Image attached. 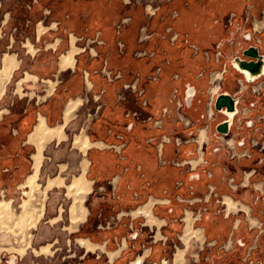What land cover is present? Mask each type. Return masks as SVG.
<instances>
[{"label": "crops", "instance_id": "0c3cea01", "mask_svg": "<svg viewBox=\"0 0 264 264\" xmlns=\"http://www.w3.org/2000/svg\"><path fill=\"white\" fill-rule=\"evenodd\" d=\"M121 6L75 1L66 21L72 43L58 58L52 86L18 97L0 115V162L13 158L20 167L31 159L28 185L48 147L72 135V147L82 151L74 144L81 137L87 148L74 179L90 182L89 192L104 203L129 208L144 200L149 212L135 216L156 229L154 238L152 203L193 195L212 211L196 264H264V75L248 83L230 64L251 45L264 55V0H170L132 23L117 21ZM17 66L15 56L5 58L0 97ZM26 81H17L20 90ZM221 93L240 98L227 135L217 131L228 119L215 109ZM216 197L246 211L219 212ZM126 246L124 239L120 250Z\"/></svg>", "mask_w": 264, "mask_h": 264}, {"label": "rangeland", "instance_id": "374dc122", "mask_svg": "<svg viewBox=\"0 0 264 264\" xmlns=\"http://www.w3.org/2000/svg\"><path fill=\"white\" fill-rule=\"evenodd\" d=\"M75 1L0 0V69L7 56L18 61L0 97V115L18 97L41 96L52 86L58 58L72 43L66 21ZM121 1L117 21L132 23L170 0ZM22 78L27 81L20 90L17 81ZM83 157L82 151L72 147V135L62 145L48 147L34 189L26 185L34 172L31 159L22 161L20 167L13 158L0 162V202L8 201L6 214L0 217V264H10L12 259L14 264H138L141 256L142 264H174L180 249L181 264H196L203 237L188 236L184 227L190 218L195 230L202 229L212 213L205 200L190 195L165 204L152 203L160 234L154 238L156 229L142 226L146 219L132 212L145 205L144 200L129 209L116 202L104 203L96 192L81 195L69 191L72 180L82 174L79 160ZM55 177H63L64 184L46 189L49 179ZM217 198L223 200L216 197L215 201ZM233 201L239 208L230 215L238 217L245 206ZM77 205H82L85 217L76 227L71 213ZM250 223L260 226L251 216ZM80 238L94 243V250L82 248ZM124 239L127 246L120 250ZM46 247L48 250H42Z\"/></svg>", "mask_w": 264, "mask_h": 264}, {"label": "bare ground", "instance_id": "6f19581e", "mask_svg": "<svg viewBox=\"0 0 264 264\" xmlns=\"http://www.w3.org/2000/svg\"><path fill=\"white\" fill-rule=\"evenodd\" d=\"M69 57H70V55H68L66 57V59H68ZM6 82H7V78L5 76H3L2 74H0V87L5 86ZM39 130H40V128L38 127L37 130H36V133L34 135H37L39 133ZM57 135L60 136V132H58ZM74 144H75V146L79 147L82 151H85L86 148H87V144L82 140L81 137H77L75 139ZM36 161H37L36 165H38V163H39L38 158H36ZM35 178L36 177H31L27 181V183H28V185H29V187L31 189L35 188V184H36ZM63 181L64 180H62L61 178H55L53 180L51 179L49 181V183H48V188H50V187H52V186H54L56 184L57 185L63 184ZM89 185H90V182L84 180L83 178H76L68 186V188H69L70 192H73V193H76V194H87L89 192V190H90ZM225 203L227 204L228 210H231V208H233L236 205V203L232 199H226ZM7 204H8V202H5V201L0 203V217L6 214V206H7ZM149 208H150V205H145V206L141 207L139 210L135 211L134 215H138L139 213H143L145 211L149 212ZM84 214H85V212H84V210L82 208V205L75 206L74 210L72 209V213H71V218L73 219V221H72L73 225H75L77 227V224L80 223L81 220L85 217ZM149 219H151L152 223H157V221H158L156 218H154L153 215H151L149 217ZM2 223L5 224V222H2ZM2 228H4V226H2ZM184 228H185L188 236H191V237L195 236V237H201V238L203 237L201 235L202 232L200 230H195L194 227H192V223H191V219L190 218L188 219L187 225ZM188 238H190V237H188ZM183 239H184V237H183ZM79 243H80L81 246L85 247L86 249L94 250V248L96 247L95 244H92L89 241L83 240V239L79 240ZM48 248L49 247H46V248H43L42 250L46 251V250H48ZM20 251H23V250L20 249ZM182 251L183 250L180 249L175 254V263L174 264H181V262L183 260V252ZM141 260H142V258H139L138 263H141ZM10 264H14V260L13 259L10 262ZM164 264H167V263H164Z\"/></svg>", "mask_w": 264, "mask_h": 264}, {"label": "water", "instance_id": "95a60500", "mask_svg": "<svg viewBox=\"0 0 264 264\" xmlns=\"http://www.w3.org/2000/svg\"><path fill=\"white\" fill-rule=\"evenodd\" d=\"M231 67L241 73L248 83H253L264 75V55L260 53L259 47L251 45L242 51V56L238 55L230 61ZM193 94L187 92L186 101ZM240 98H234L229 93H221L215 101V109L222 112L228 118L217 126V131L222 134H229L234 117L238 113Z\"/></svg>", "mask_w": 264, "mask_h": 264}, {"label": "built area", "instance_id": "2783aa9c", "mask_svg": "<svg viewBox=\"0 0 264 264\" xmlns=\"http://www.w3.org/2000/svg\"><path fill=\"white\" fill-rule=\"evenodd\" d=\"M217 53L219 54V52H217ZM256 90H257V89L254 88V87L251 88V91H252V92H255ZM172 99H173V100H176V96H175V94L172 95ZM216 202L219 203L220 206H221V208H222V209L219 210V212H222V213H224V214H226V215H230L231 213H233V212L228 213V211L226 210V205H224V200L221 201V200H219V199L217 198V199H216ZM206 209H207V208H206Z\"/></svg>", "mask_w": 264, "mask_h": 264}, {"label": "flooded vegetation", "instance_id": "af4514ba", "mask_svg": "<svg viewBox=\"0 0 264 264\" xmlns=\"http://www.w3.org/2000/svg\"><path fill=\"white\" fill-rule=\"evenodd\" d=\"M224 205H226V209H227L228 207H227V204L225 202H224Z\"/></svg>", "mask_w": 264, "mask_h": 264}]
</instances>
